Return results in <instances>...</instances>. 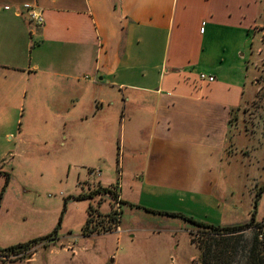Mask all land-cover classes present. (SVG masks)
Returning <instances> with one entry per match:
<instances>
[{
  "label": "crops",
  "instance_id": "1",
  "mask_svg": "<svg viewBox=\"0 0 264 264\" xmlns=\"http://www.w3.org/2000/svg\"><path fill=\"white\" fill-rule=\"evenodd\" d=\"M24 4L42 15L41 25L28 19ZM263 10V0H0V66L15 68L9 64L18 54L21 104L32 108L37 126L52 128L43 138H85L97 150L112 134L106 126L119 119L118 148L124 138L129 147L125 160L118 153L115 160L125 202L120 223L142 196L166 217L162 229L178 217L171 214L227 227L247 222L254 210L258 222L264 194L252 191L244 204L229 198L236 151L230 121L253 97ZM17 35L23 52L7 47ZM199 73L214 80L201 82ZM98 157L87 172L104 167ZM99 174L87 181L114 185L92 180Z\"/></svg>",
  "mask_w": 264,
  "mask_h": 264
},
{
  "label": "rangeland",
  "instance_id": "2",
  "mask_svg": "<svg viewBox=\"0 0 264 264\" xmlns=\"http://www.w3.org/2000/svg\"><path fill=\"white\" fill-rule=\"evenodd\" d=\"M258 21L264 24V10ZM18 31L17 28L15 34ZM260 31L264 32V27ZM8 39L6 44L11 51H24L23 40L18 35ZM260 40L258 47L262 49L254 64L253 97L230 121V138L236 151L229 177L232 189L229 198L241 204L252 191L264 194V33ZM12 59L9 65L15 68L0 66V191L8 177L0 200V249L56 230L57 240L55 244L51 242L50 249L43 251L47 244L41 242L44 245L39 243L25 255V258L34 257L31 255L40 249L30 264H198L200 234L195 225L175 217L168 223L169 229L160 228L166 217L157 212L159 206L145 204L144 196L133 210L125 208L123 223H118L122 229L128 228L132 237L117 232L83 235L82 227L89 212L95 218L98 213L117 207L109 195L92 194L86 198L79 195L87 191L90 184L87 169L100 160L98 156H103L106 164L102 168L93 166L95 173L100 171V177H91L92 180L106 183L110 179L118 190L120 168L116 167V154L119 162L125 160L129 148L125 138L124 146L118 148L123 138L119 119H115L113 127L106 126V130L113 128V131L98 146L101 153L90 144L87 146L85 138H43L51 135L52 128L37 126L32 108L21 104L24 81L19 69L23 65L18 54ZM27 62L24 53V63ZM176 207L183 211L191 209L182 204ZM256 209L258 216L263 213L258 220L262 221L264 195ZM233 214L242 213L239 209ZM137 217L141 219L139 223ZM192 218L208 224V220L197 214ZM66 242H73L79 255L72 256ZM112 258L115 260L111 261ZM17 259V256L5 258L0 264H26L23 259Z\"/></svg>",
  "mask_w": 264,
  "mask_h": 264
},
{
  "label": "trees",
  "instance_id": "3",
  "mask_svg": "<svg viewBox=\"0 0 264 264\" xmlns=\"http://www.w3.org/2000/svg\"><path fill=\"white\" fill-rule=\"evenodd\" d=\"M92 172L93 170H89L88 174ZM7 179L8 177H6L5 185L1 188L0 200L5 191ZM115 189L114 185L103 187L99 183L89 184L87 185V191L79 195V198L90 197L92 194L109 195L118 204V209L120 208L119 211L111 208L109 212L98 213L95 218L89 212L82 227L84 236H90L94 233L113 232L116 225L120 222L121 205L125 204V202L119 199L118 190ZM254 213L253 210L247 222L227 227L204 224L193 220L191 217L179 214L171 215L181 217L183 220L194 224L199 232L200 235L198 237L201 242L197 239L200 249L198 264H264V220L255 221ZM192 239L194 241V238ZM56 240L57 231L53 230L44 237L0 249V262L4 261L2 258L11 256H17V260L26 259L25 255L35 246L40 245L41 242H46L44 244H47ZM44 244L42 243L41 245Z\"/></svg>",
  "mask_w": 264,
  "mask_h": 264
},
{
  "label": "built area",
  "instance_id": "4",
  "mask_svg": "<svg viewBox=\"0 0 264 264\" xmlns=\"http://www.w3.org/2000/svg\"><path fill=\"white\" fill-rule=\"evenodd\" d=\"M4 9L7 10L9 8H8V6H5ZM23 9L25 10L26 15L31 22H33L36 25H41L43 23L42 15L35 9V7H33L29 4H24ZM198 79L201 82H212L214 80L213 76L207 75L205 73H199ZM92 174L98 176V173L92 172L91 175ZM116 205H117L116 210L119 211L118 204H116ZM119 230H120L119 226L116 225L114 232H118ZM2 259H5V258H2Z\"/></svg>",
  "mask_w": 264,
  "mask_h": 264
}]
</instances>
